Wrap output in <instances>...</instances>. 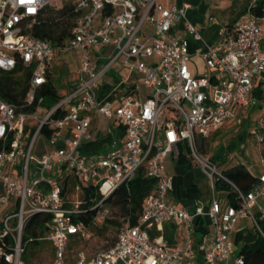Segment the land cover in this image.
<instances>
[{"label":"built area","instance_id":"1","mask_svg":"<svg viewBox=\"0 0 264 264\" xmlns=\"http://www.w3.org/2000/svg\"><path fill=\"white\" fill-rule=\"evenodd\" d=\"M256 3L252 0L248 7L249 19L237 20L229 28L221 26L220 41L213 46L187 19L189 4L0 0V76L17 68V75L29 76L22 104L0 97V208L6 213L0 221V264H24L23 234L36 215L47 217L38 241L50 244V264H244L240 256H233L230 237L240 218H250L264 236L252 212L258 200H264V173L257 186L242 191L217 163L199 153L197 137L209 138L235 117V108L258 101L254 88L264 84V13L259 17L253 13ZM64 6L70 8L73 22L60 44L33 35L47 7L60 10ZM30 7L35 11L29 12ZM75 49L82 51L81 65L69 94L50 109L40 105L25 111L47 83L56 54ZM195 55L203 61L201 71L192 64ZM115 68L137 76L131 87L116 89L117 106L99 100L100 82ZM92 114L113 120L123 137L114 138L104 152L83 155L80 148L91 139ZM41 134L49 149L36 157L33 150ZM256 140L264 144V121L259 122ZM184 143L212 192L193 212L173 203V178L165 173L167 157L177 158ZM139 170L155 180L156 187L145 198L137 223L132 225L123 217L109 248L95 254L75 250V242L95 238L93 229L102 228L111 218L109 200ZM219 180L231 184L238 207L223 208L215 195ZM71 181L81 192L76 203L66 201ZM84 188L94 189L89 210L82 207ZM87 212H93L88 224L75 220ZM202 218L208 219L214 236L198 259L192 232L194 221ZM170 224L185 227L183 244L167 242L164 232Z\"/></svg>","mask_w":264,"mask_h":264},{"label":"crops","instance_id":"2","mask_svg":"<svg viewBox=\"0 0 264 264\" xmlns=\"http://www.w3.org/2000/svg\"><path fill=\"white\" fill-rule=\"evenodd\" d=\"M214 2L216 4L215 8H219L222 10L220 18H216L213 16L206 18V17H203L202 15H199V13L204 12L203 10L204 4H200L196 8H194L191 5V3L187 0H175V1L169 0V5L181 6L183 4H189L190 9L187 12L188 20L201 32L203 39L205 40L207 44L216 46L220 41L219 36H218V31L221 26L233 24L237 20L249 19L248 7L250 3L252 2V0H218V1L215 0ZM211 18L213 19V21H210ZM190 48H191L192 53H194L196 50V45L192 44ZM196 58H198L197 60H199L203 65V61L198 55L193 56L192 64H195L197 66V64L194 62V59ZM113 70L116 72V77L115 76L113 77L105 76L104 78H108V79L101 80V82H103L104 84L100 85L99 100L100 101H110V102H113L114 106H117L119 104V97L117 96L118 92L116 91V89L121 88V87H131L134 83L133 82L134 79L137 76L136 74L131 73L126 69L115 68ZM74 80L75 78H73L67 84V89L62 95H60L61 98H64L67 94H69L72 88V85L74 83ZM258 86L264 89V84L258 83L256 84L254 88V96H256L257 99L261 93L259 90H257ZM237 108H235L234 112L237 111ZM262 111H264V109H262ZM235 116L238 117V114H236ZM233 119L228 120L222 127L230 124L229 122L232 121ZM89 130L91 134V139L88 143H86L84 146L80 148V153L83 155H93V154L104 152L110 147V144L114 138L120 139L123 137V130L121 127L116 126L113 120H110L106 117H103L97 114H92L90 116V129ZM215 134L217 135L218 132H215ZM198 137H201V136H198ZM203 139H205L206 141L208 140L210 141V138H203ZM214 143L215 145H218L216 142ZM237 146L238 144L234 142L228 145L226 149L223 147L215 148L216 150L212 149V153L209 158L212 160H215L217 165L219 167H222L223 170H226L238 164H243L244 166H246V168L248 169V171L251 173L252 176L258 178L260 174L264 173V163L261 162V159L262 157H264V155L261 154L260 156L259 172L256 174H253L251 170L249 169V167L250 168L252 167V163L248 155H246L244 150L241 149L242 145L238 147L239 149H236ZM45 149L46 150L43 153L48 151L49 147ZM223 150L224 152H226L227 150V153H225L224 156H222L223 153L221 154ZM177 158H174L173 156H168L165 161V173H167L173 178V192L171 193L172 198H173V203H175L178 207L187 208L191 212H193L196 206L205 204L211 198L212 192L209 187L207 197H205V195L202 193V196H200L197 199L188 198L187 197V187L191 185L196 186V184L189 183V181H187L188 175H183V174L184 172L187 171V169H190L191 164H178ZM216 192L218 193L219 191H216ZM216 192H215V195H216ZM219 193L223 194V196L226 199L225 201H221L219 199L222 203L223 208L227 206H231L228 203V199L226 198V193L225 192H219ZM260 203L264 204V200L259 199L258 205L256 206L261 211L260 218L262 219V223H264V209L261 208ZM243 219H250V218L238 219L237 224L230 237L232 250H233V253H232L233 256H239V251L244 244L252 243L256 241L257 239L258 233L256 232V229L253 225L252 220L250 219V222L248 223V225L241 226L239 224H240V221ZM202 220L204 221L203 225L207 228L208 232L199 238H196L194 232H192L193 246L197 253L198 259H201L205 250L207 248H210L212 244V239L214 236V229L210 225L208 219L202 218ZM166 228L168 229L167 232L170 233L171 240L168 241V239L166 237L165 238L170 245L176 246V245H181L185 242L187 234H186V229L184 226H177V225L170 224V225H166L165 229ZM193 231H194V228H193ZM165 233H166V230L164 232V236H165ZM50 249L52 252L51 246H50ZM52 256H53V253L50 255L51 261H52Z\"/></svg>","mask_w":264,"mask_h":264},{"label":"trees","instance_id":"3","mask_svg":"<svg viewBox=\"0 0 264 264\" xmlns=\"http://www.w3.org/2000/svg\"><path fill=\"white\" fill-rule=\"evenodd\" d=\"M45 13L46 17L40 25L34 28L33 35L50 41L54 45L60 44L70 34V30L72 28L73 16L72 13H70V8L64 6V8L60 10H55L47 7V9H45ZM253 13L258 17L264 13V0H257ZM231 25L232 24H228L226 27L229 28ZM19 71L20 69L17 68L10 73H1L0 97L5 102L20 105L26 98L29 89V76L25 72L21 75H17ZM46 99L52 101V105H56L61 100V97L56 93L50 81L49 75L47 83L36 93L33 104L24 110L32 112ZM204 142H206V140L203 138L197 142L201 151H203ZM179 151L180 153L177 158L178 164H191L193 162V158L191 157L190 149L187 143L181 145L179 147ZM212 161L215 162V160ZM222 172L232 184L245 192L259 184L258 178L252 176L246 166L243 164L235 165L231 168L223 170ZM155 187L156 181L146 177L144 170H139L135 178L127 186L122 185L119 187L112 199L109 200L110 204L113 208H117L123 217H128L132 225H135L140 217L145 198ZM215 189L216 191L226 193V198L228 199V203L231 206L234 208L239 206L237 196L231 184L219 180L215 185ZM92 196H94V189L84 188L82 195L84 200L82 207L84 209H90V206L93 204L90 201ZM200 196H202V193L196 186L191 185L187 187L188 198L197 199ZM92 217L93 212H87L85 214L77 215L75 220H82L88 224ZM45 218L41 217L40 215L32 217L23 234V240L25 242L32 244L38 243V239L44 233L43 223L46 220ZM203 224L204 221L202 219H196L194 221L193 232L196 238H199L208 232L207 228ZM109 226L119 228L120 222H118L116 219L105 221L103 228H107ZM260 227L262 230H264V226H261L260 224ZM165 230V237L168 239V241H170V233L167 232V228ZM256 232L258 233L256 241L244 244L239 251V256L243 259L244 264H264V236H262L257 230ZM115 241L116 239L114 242ZM114 242H112L111 245L106 248L112 246ZM81 243L82 242L77 241L75 242V246ZM43 248L47 247L44 246ZM47 249L48 252H50L49 255H51V249Z\"/></svg>","mask_w":264,"mask_h":264},{"label":"rangeland","instance_id":"4","mask_svg":"<svg viewBox=\"0 0 264 264\" xmlns=\"http://www.w3.org/2000/svg\"><path fill=\"white\" fill-rule=\"evenodd\" d=\"M175 1V0H173ZM191 3V5L196 8L200 4H204V12H197L199 15H202L203 17H221V9L215 8V0H187ZM218 1V0H216ZM202 10V11H203ZM188 19V18H187ZM81 57H82V51L75 49L70 51H59L56 56L55 60L52 64V67L49 72L50 81L56 91V93L60 96L62 95L65 90L67 89V84L75 78V72L79 69L81 65ZM198 58L194 59V62L197 64V67L199 70H202L203 65L202 63L197 60ZM107 76L116 77V72L113 70L111 73H109ZM108 79V78H103ZM103 82H100V85H103ZM257 90H259L260 96L258 97V101L255 105H250L248 107H238L237 111L235 112V115L238 114V117H234L232 121H230L227 126L220 127L218 131V134L216 135L213 133L209 138L210 141H206L203 144V151L199 149V146L197 144V149L199 153L205 157H210L212 153V149L216 150L215 148L223 147L226 149L228 145L231 143H236L238 146L236 149H239L238 147L241 146V149L244 150L246 155H248L252 167L249 169L253 174H256L259 172V165H260V156L261 154L264 155V144L261 146L258 144L256 140V133L259 131V122L264 121V89L257 87ZM62 99V98H61ZM47 100V99H46ZM44 100L41 104V106L44 109H50L55 106L52 105L53 102L49 100ZM28 126H31L30 122L27 124ZM215 134V135H214ZM213 138V139H212ZM201 137H197V142H199ZM216 142L218 145H215ZM215 146V147H214ZM48 148V140L46 136L41 134L36 141L35 148L33 150V155L36 157H39L46 149ZM224 149V150H225ZM224 150L221 152L223 153L222 156H224L226 152ZM175 162V160H174ZM219 167V166H218ZM219 170H223L222 167H219ZM187 172V173H186ZM184 172L183 175H188L187 181L189 183L196 184L197 188L200 190L201 193L207 197V193L209 191V184L207 178L203 175L199 165L195 161L191 163L190 169H187V171ZM59 175V174H58ZM58 175L55 177L58 178ZM186 178V177H185ZM216 197H218L221 201H225V197L221 193L216 192ZM81 200V192L78 190H75L74 183L71 181L69 185V189L66 195V201L68 203H76ZM261 204V208L264 209V204ZM2 209L0 212V221L6 216V213H2V211L5 209ZM260 210L257 207H254L252 209V212L255 216V218L260 222L261 226H264V223H262V219L260 218ZM111 218L109 220L116 219L118 222L121 223V220L123 218V215L119 212L117 208L112 207V214L110 216ZM16 222V220H13ZM250 222V219H243L240 221L241 226L248 225ZM93 232L95 233V238L92 239L89 242H82L81 244H78L74 246L75 250H83L87 254H95L96 252L100 251L101 249H105L109 245H111L112 242L116 239L118 228H115L113 226H109L107 228H94ZM103 236V237H102ZM46 246L47 248H50V244L48 242H42L38 241L37 244L27 243L26 246V252L21 256V260L24 262V264H50L51 263V257L50 252H48L47 248H43Z\"/></svg>","mask_w":264,"mask_h":264},{"label":"clouds","instance_id":"5","mask_svg":"<svg viewBox=\"0 0 264 264\" xmlns=\"http://www.w3.org/2000/svg\"><path fill=\"white\" fill-rule=\"evenodd\" d=\"M34 2H35V0H20V3H21V4H24V3L33 4ZM28 11H29V12H34L35 9L30 7V8L28 9Z\"/></svg>","mask_w":264,"mask_h":264}]
</instances>
